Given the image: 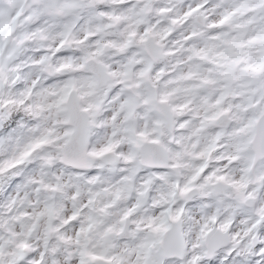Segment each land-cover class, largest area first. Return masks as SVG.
<instances>
[{"label": "clouds", "instance_id": "clouds-1", "mask_svg": "<svg viewBox=\"0 0 264 264\" xmlns=\"http://www.w3.org/2000/svg\"><path fill=\"white\" fill-rule=\"evenodd\" d=\"M0 264H264V0H0Z\"/></svg>", "mask_w": 264, "mask_h": 264}]
</instances>
